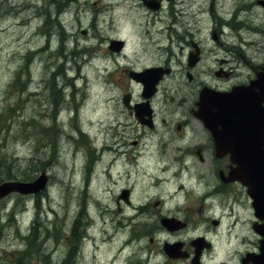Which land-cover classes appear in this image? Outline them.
<instances>
[{
    "label": "rangeland",
    "instance_id": "374dc122",
    "mask_svg": "<svg viewBox=\"0 0 264 264\" xmlns=\"http://www.w3.org/2000/svg\"><path fill=\"white\" fill-rule=\"evenodd\" d=\"M134 1L0 0V175L35 180L45 171L49 178L37 194L14 192L0 202V264H122L140 246L153 249L150 264H165L160 240L152 244L150 239L169 209L128 210L126 215L134 216L125 222L114 195L128 187L137 200L146 196L153 204L162 198L176 208L181 204L177 193L191 204L216 181L210 164L177 169L168 158L171 149L168 157L161 153V133L145 136L127 119L123 97L141 94L128 73L170 62L172 76H178L189 48L181 51L182 38H204L217 28L223 37L216 48L212 43L210 58L201 64L211 71L201 81L227 87L255 78L254 66L264 67V9H243L242 29L234 31L225 21L245 0H214L216 17L202 8L210 0H166L158 11ZM112 39L126 41L121 53L109 50ZM227 45L234 47L233 55ZM236 49L243 52L242 60ZM221 64L233 69L230 78L214 76ZM190 87L187 81L181 86L183 92ZM167 88L175 91L176 80L167 81L160 93ZM134 140L137 145L130 144ZM106 145L111 151L103 154ZM181 183L193 189L185 192ZM194 203L193 210L176 212L203 221L201 230L204 225L213 229L209 214L226 225L237 219L238 212L218 208L221 202L216 213L197 211L201 201ZM238 208L237 231L247 227L252 213L244 197ZM33 224L36 233L27 244ZM238 241L235 234L217 237L207 264H240L245 249Z\"/></svg>",
    "mask_w": 264,
    "mask_h": 264
},
{
    "label": "flooded vegetation",
    "instance_id": "af4514ba",
    "mask_svg": "<svg viewBox=\"0 0 264 264\" xmlns=\"http://www.w3.org/2000/svg\"><path fill=\"white\" fill-rule=\"evenodd\" d=\"M226 0H222L224 2ZM247 3H243L240 6H237L238 9L233 8L231 16L225 21V25H228L229 28L234 31H240L243 26V21H238L240 18V12L243 9L259 7L264 9L262 0H245ZM135 3H140L138 5L142 6L144 9H153L151 4L157 5L155 8L156 11L164 8L166 0H135ZM208 4V3H207ZM204 10L211 11L213 14L214 10V0H210L209 4L203 5ZM154 10V9H153ZM224 12V11H223ZM214 15V14H213ZM216 17V15H214ZM222 33V31H220ZM190 36H193V34ZM223 35L218 34V29L213 30L211 34L206 33L204 38L198 36L197 39L191 37L190 40H187L185 37L184 40L185 46L181 47V51L187 46L189 47L184 53V59L181 56L179 62L178 76H172L174 70L169 71V74L164 77L159 85V89L167 82H174L176 80L177 88L175 91H167L160 93L158 92L149 99V104L145 105V99L140 94V96L134 97L131 95L130 107L125 103V109L127 110V119L133 120L134 125L138 126L139 130L142 131L143 135H151L155 133H161L158 138L159 148L161 153L164 156L170 158L172 161L178 164L177 169H182V166H186L187 169L191 168L189 164L195 165L194 163L200 164H210L209 170L211 171V178H217L214 183L210 182L208 184L207 191L202 190L197 193L196 200H192L191 204H185L182 202L183 193H177V200L181 202L176 208L168 206L166 200L162 198H157L154 200L153 204L149 198H141L137 200L134 190L128 187H123L119 189L114 195V200L119 207V211L122 215V218L127 222V217H132L126 215V212H139L140 214L146 213H157L162 211V209L168 208L170 212L163 214L159 218L158 227L155 232L156 236L151 237L150 241L152 244L155 243V239L160 240V254L161 258L165 264H192V260L197 253V246L202 247L201 249V264H207L209 259L210 252L215 251L217 248V237H226L227 239L231 238L233 234L239 239L238 243L243 244L245 250L241 253L239 260L240 264H243V257L248 252H258L259 251V242L260 236L253 229V215L250 218V222L245 229H240L237 231V226L235 223H240V213L237 211L238 206L242 205L243 197L245 198L246 203L251 208V198L248 195L247 187L243 185L238 180L228 181L227 178L232 170L236 167L237 164L233 162L230 154L223 156H218L215 148V143L213 137L209 130L204 126L202 120L197 116L198 111V101L200 98L201 89L203 87L215 88V89H224L228 88L231 90L233 87L240 85H249L252 81L253 76L248 80L244 79L241 83H232L227 87H220L214 85L215 83L210 82V84L202 82V74L206 73L207 75L211 74V71L208 69H200L201 64L208 59L210 48L213 44L219 42L221 43V38ZM225 47L226 45L222 43ZM210 45V47H209ZM231 55L234 53L231 49H234L231 45H227ZM110 51H112L109 48ZM115 53L114 51H112ZM236 52L240 55L242 60L243 52L236 49ZM211 54V53H210ZM212 58V55H211ZM219 60L216 58V61ZM228 59H222V62H228ZM155 63L164 67H168V62H163V64ZM222 66L219 70L218 68L214 69V76L221 79L223 77H231L234 74L233 69L228 71L224 70ZM260 66V65H258ZM232 67V65H231ZM257 66H254V71L257 73ZM264 71V67L263 70ZM205 74V75H206ZM129 75V73H128ZM206 75V76H207ZM256 77V76H255ZM216 78V79H217ZM213 79V81H217ZM248 80V81H247ZM187 81L191 87L190 91L183 92L181 88L182 84ZM178 86L180 88H178ZM130 93V92H129ZM175 98L177 102L175 101ZM124 102V97H123ZM130 144H138V140L130 142ZM172 151V154H168L167 150ZM109 153L111 147L106 145L103 147V153ZM103 156L101 157V159ZM193 178V176H191ZM229 179V178H228ZM230 180V179H229ZM180 189L185 192H188V189H193L191 185L190 188L186 189L185 185L181 183L179 186ZM178 187V188H179ZM175 191H177V189ZM180 194V195H179ZM201 201L200 205H197L196 210L202 211L206 210L211 213H216L218 208L226 210V208L231 212L232 215H236V218L233 222L226 225L222 217L215 218L213 216L206 215V218H210V223L213 225L211 231L206 229V225L203 226L202 230L200 229V222L203 221H193L188 219L187 216H180L176 211L187 210L191 211L194 208L195 203ZM208 200V201H207ZM221 202V205L217 208L216 203ZM161 209V210H159ZM129 210V211H128ZM195 210V209H194ZM253 212V210H252ZM167 217L173 219L170 221V227L165 226L162 223L161 218ZM163 219V218H162ZM206 220H204L205 222ZM230 225V226H229ZM252 235V238L249 236ZM138 239V237H137ZM135 239V240H137ZM133 240L131 243L135 242ZM136 243V242H135ZM153 249L148 246H140L135 251L132 252V256L127 260H121L122 264H150L152 257ZM160 258V259H161ZM156 264H160L157 262ZM246 264H253L252 262L247 261Z\"/></svg>",
    "mask_w": 264,
    "mask_h": 264
},
{
    "label": "water",
    "instance_id": "95a60500",
    "mask_svg": "<svg viewBox=\"0 0 264 264\" xmlns=\"http://www.w3.org/2000/svg\"><path fill=\"white\" fill-rule=\"evenodd\" d=\"M124 42L113 40L112 46L119 51ZM161 68H146L142 72H133L132 75L144 83V95L150 96L155 90V85L162 77ZM256 82L264 83V73L259 74ZM230 100V110L227 105L217 104L221 110L220 124L223 130L215 131L210 118L214 119L216 113L203 114L206 124L216 135L217 148L230 152L232 158L239 162L240 168L248 169L245 176L239 172L235 176L249 185V193L253 197V205L256 215L264 220V115L259 112L257 103L250 106L254 99H246L242 95L228 98ZM232 110V111H231ZM218 114V115H219ZM233 126V127H231ZM252 157L255 158L252 161ZM47 175L42 173L33 181H7L0 185V197L18 191L24 194L36 193L43 189L47 182ZM258 231L264 235V223L257 227ZM263 256L264 259V245Z\"/></svg>",
    "mask_w": 264,
    "mask_h": 264
},
{
    "label": "trees",
    "instance_id": "16d2710c",
    "mask_svg": "<svg viewBox=\"0 0 264 264\" xmlns=\"http://www.w3.org/2000/svg\"><path fill=\"white\" fill-rule=\"evenodd\" d=\"M13 178H17L16 175H12V174H7L6 176L0 175V183L4 180H9V179H13ZM2 201V199H0V202ZM36 233V225L33 224L30 228V233L28 235H26V241L27 244L32 240V238L34 237Z\"/></svg>",
    "mask_w": 264,
    "mask_h": 264
},
{
    "label": "bare ground",
    "instance_id": "6f19581e",
    "mask_svg": "<svg viewBox=\"0 0 264 264\" xmlns=\"http://www.w3.org/2000/svg\"><path fill=\"white\" fill-rule=\"evenodd\" d=\"M35 9V8H34ZM37 13H39V12H37ZM46 52H47V50H46ZM44 53V52H43ZM49 53V52H48ZM45 54V53H44ZM82 61V60H81ZM27 84V83H26ZM95 124V123H94Z\"/></svg>",
    "mask_w": 264,
    "mask_h": 264
}]
</instances>
